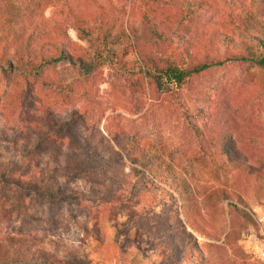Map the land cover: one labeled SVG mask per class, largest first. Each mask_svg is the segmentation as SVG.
<instances>
[{
    "label": "rangeland",
    "instance_id": "374dc122",
    "mask_svg": "<svg viewBox=\"0 0 264 264\" xmlns=\"http://www.w3.org/2000/svg\"><path fill=\"white\" fill-rule=\"evenodd\" d=\"M129 2L65 0L64 7L60 2L45 10L43 17L51 23V19L64 22L63 13L71 8L94 30L93 39L103 32L96 53L95 45L81 41L65 22L69 40L80 53V48L93 52L98 62L88 80L68 63L56 66L53 77L63 79L55 87L0 71V240L9 234L26 243L3 264H44L45 258L81 264H171L169 240H156L169 220L178 221L197 245H217L218 255L210 256L220 258L221 264H264V187L255 188L251 176L258 171L264 174V168L244 160L236 149L224 150L219 141L215 148L207 143L206 147L202 133L190 129L179 107L153 93L140 76L124 73L136 71L135 50L124 56V69L116 64L124 47L120 34L128 24L140 25L137 13L129 12ZM167 39L162 46L145 45L147 51L172 56L183 47L176 36ZM240 74L241 67L226 65L192 79V91L200 99H211L214 85L224 79L245 82ZM258 78V71L250 70L242 94L245 107L255 104L257 117L264 121V104L249 94L250 81ZM77 80L82 82L78 91L89 93L88 97L67 93V85ZM192 91L191 112L201 108ZM194 122L199 125L191 119ZM226 141L225 145L232 142ZM115 142H137L166 162L167 177L183 184V193L174 196L170 207L147 217L139 197L129 203L104 204L116 199L114 184L122 183L129 173L126 161L94 174L70 176L67 169L65 174L57 170L53 178L42 179V168L52 166L53 159L74 151L79 143L106 152L110 146L116 150ZM231 146L240 147L237 140ZM65 163L62 158L57 164ZM244 167L249 169L248 177L238 174ZM163 188L169 199L170 188ZM231 221L238 238L227 241Z\"/></svg>",
    "mask_w": 264,
    "mask_h": 264
},
{
    "label": "trees",
    "instance_id": "16d2710c",
    "mask_svg": "<svg viewBox=\"0 0 264 264\" xmlns=\"http://www.w3.org/2000/svg\"><path fill=\"white\" fill-rule=\"evenodd\" d=\"M129 1V12L137 13L140 25L136 28L134 24H128L126 32L120 34L124 47L116 64L124 69V56L135 50L139 62L136 71L125 70L124 73L140 76L153 93L166 96L169 104L179 107L190 129L193 127L202 133L205 145L207 143L215 148V143L219 141L224 150H238L244 160L253 161L261 169L264 168V121L257 117L253 109L255 104L245 107L242 94L246 89L249 71L256 69L259 78L255 82L250 81L249 94L264 104V0H232L230 4L226 0ZM60 2L64 7L65 0H0V71L17 72L30 76L44 87H55L63 79L53 77L56 66L68 63L77 67L83 79L88 80L97 69L98 62L95 61L93 52L85 53L80 48V53L79 48L69 40L67 24H70L81 41L95 45L96 53V42L103 32L93 39L94 30L88 26L83 16L74 13L71 8L66 13L61 10L64 22L51 19L50 23L45 20V10L48 7H58ZM100 21L104 23V19ZM171 35L176 36L183 44L180 51H174L172 56L165 53L157 56L147 51L145 45L162 46L169 41L167 38ZM226 65L241 67L240 75L245 82H233L226 78L223 83L214 85L211 99H200L198 93L192 91V79ZM81 83V80H77L68 84L67 93L88 97L89 93L78 91ZM190 89L196 96V102L201 105L200 109L193 112ZM237 93L239 96H235ZM78 116L83 118L82 114ZM191 119L199 121V125L191 123ZM202 127L204 131L200 129ZM109 135L115 137L114 134ZM225 140L232 142L225 145ZM233 140L239 142V148L231 146ZM114 144L116 150L110 146L108 151L102 152L79 143L74 151L53 159L52 166L42 168V179L53 178L57 170H63L65 174L67 169H70V176L94 174L98 170L126 161L129 173L124 176L122 183L114 184L116 199H109L104 204L129 203L139 197V205L144 208L142 214L147 217L157 209L160 212L162 208L170 207L174 196L183 193V184L172 182L167 177L170 168L163 159L150 154L137 142L128 145ZM62 158L66 163L61 164V167L57 163ZM248 170L247 167L240 168L239 176L248 177ZM251 176L256 182L255 188L264 187L262 171ZM163 186H168L172 192L168 194L169 199L162 193L165 192ZM120 194H124L121 200L117 199ZM128 195H131L129 199ZM167 226L156 240H169V263L221 264L220 258L210 256L218 255L217 245H197L195 239L182 230L178 221L172 223L169 220ZM230 227L224 238L227 241L238 238L234 231V221H231ZM173 232L177 237H172ZM25 244L12 235L4 236L0 240V263L9 262L19 249L26 247ZM42 263L81 264V261L56 262L45 258Z\"/></svg>",
    "mask_w": 264,
    "mask_h": 264
}]
</instances>
